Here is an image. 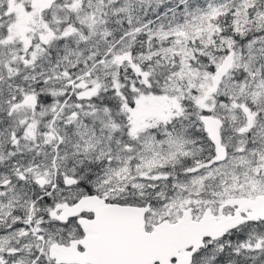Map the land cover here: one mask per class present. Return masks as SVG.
<instances>
[{"label":"snow or ice","instance_id":"1","mask_svg":"<svg viewBox=\"0 0 264 264\" xmlns=\"http://www.w3.org/2000/svg\"><path fill=\"white\" fill-rule=\"evenodd\" d=\"M0 264H264V0H0Z\"/></svg>","mask_w":264,"mask_h":264}]
</instances>
